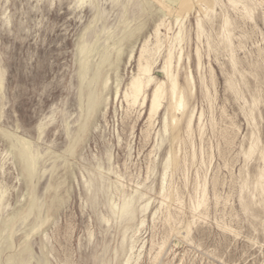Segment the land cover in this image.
Here are the masks:
<instances>
[{
	"label": "rangeland",
	"instance_id": "obj_1",
	"mask_svg": "<svg viewBox=\"0 0 264 264\" xmlns=\"http://www.w3.org/2000/svg\"><path fill=\"white\" fill-rule=\"evenodd\" d=\"M80 1L0 0V264H264V0H194L182 18L155 0ZM160 19L153 72L165 79L181 27L188 104L167 132L166 107L150 120L149 100L123 96ZM130 196L133 219L120 215Z\"/></svg>",
	"mask_w": 264,
	"mask_h": 264
},
{
	"label": "bare ground",
	"instance_id": "obj_2",
	"mask_svg": "<svg viewBox=\"0 0 264 264\" xmlns=\"http://www.w3.org/2000/svg\"><path fill=\"white\" fill-rule=\"evenodd\" d=\"M145 1H147V0H145ZM155 1L159 4L160 10L162 11V13L164 15L169 14L170 8L174 7V12H176L179 17L180 16H187L192 11L194 6H196V4L202 8V7H204L203 5H206V3H208V4L211 3L210 2L211 0H197L196 4H195L194 0H155ZM232 1L235 2V0H232ZM84 2H85V0H84ZM174 12H172V13H174ZM175 15L173 14V16H175ZM180 18H182V17H180ZM228 22L229 21L227 19L226 23H228ZM162 27L166 28L167 30H169L171 28L170 25L166 23L165 19H160V21L155 25V28L153 31L154 37H155V42H154L153 46H151L149 43V38H147L145 40V42L143 43L141 50H140V53H139V56H138L137 70H136V72H134L132 74L130 80L128 81V83L125 87V89L123 90V96H124L125 100L127 101L128 105H130V106L143 105V104H146L145 102L147 100H149V119L150 120L160 111V109L162 107L163 108L166 107V114L164 117V131L167 132L170 130L174 131L178 128L181 118H179L177 116L176 112L181 110L182 113L184 114L186 109H187L188 104H187L186 89L184 86H182L180 78H179V67H180L182 60L184 58V51H183L182 47H181L180 52L178 54V64H177L178 68H177V70L173 69L174 57H175L174 43H176L178 41L181 42L183 39V33H182L181 27L176 34H173V36L169 37L170 40L168 43H170V48L168 49V52L163 57L164 62H163V66H162V72L165 74V79H163V80L158 79L154 75L153 66L157 62V56L156 55H158L160 53L161 48L164 45L163 38H162L163 33L161 31ZM198 27L200 30H202V23H201L200 19L198 20ZM120 49H119V51H120ZM81 50L85 51L86 48L84 46H82ZM89 50H90V48H89ZM85 53H87V52H85ZM118 53H120V52H118ZM197 54H198V59H199L198 61H199V65H200L201 64V57H200L199 48L197 50ZM160 55H162V54L160 53ZM87 56H89V54ZM117 56L119 58V55H117ZM101 60L103 61V59H101ZM104 60L106 62L107 58H104ZM100 74H101L100 69L98 68L92 76V82H95V83L98 82ZM193 78L194 77L192 76V74H190V75L188 74V83L190 85L191 93L193 92V88H194L193 82L195 81ZM229 83L231 84V81H229ZM2 84H3V74L0 72V87L2 86ZM106 84H107V81H106L105 85ZM149 91H151V93H149ZM116 93H119V87L117 88ZM92 96H94L93 100H91ZM107 98H108V96H107ZM100 102H101L100 95L96 94V92H94V91H90L89 102H88L89 114H91L95 110V108L99 105ZM80 119H81V117H80ZM192 124H193V117L189 120V123H188L189 129H191ZM86 127H87V122H85L82 125L81 130L84 131L86 129ZM179 132H181V131H179ZM156 137H157V135H156ZM173 137H174V139L176 138L175 135ZM28 141H30V140H28ZM258 146H259V139H257L255 142H253L251 144L250 149H249L247 154H249V156H250L257 149ZM38 153H39V150H38ZM45 153L47 155V152H45ZM260 154H261V158L264 161V145L260 149ZM22 157L26 162V168H27L28 174L30 176H33L34 175V166H35L36 156L34 154H32L30 151H28L27 148H23ZM165 165H166V167H169L170 165H173L174 168L178 167L179 162H178V157H177L176 153L170 154V156L165 161ZM34 177H36V176H34ZM257 183L261 186H264V169H262L260 171V173L258 174ZM118 189H120V188H118ZM162 191L164 192V188L162 189ZM205 194H206V188L204 186L203 195L205 196ZM4 195L6 196V194H4ZM3 198H4V196H3ZM4 199H3V201H4ZM132 201H133L132 196L125 198L123 200L121 207H120V215L121 216L128 214L131 216V219H133L135 217ZM112 204H113V202H112ZM2 205L3 204H1V206ZM35 205H36V202H34V201H32L30 203V208H29L30 212L33 210ZM201 205H202V200H199L197 205H196V208L200 207ZM147 207H148V205H145V209ZM104 218H106V217H104ZM144 221L145 220L142 219L141 224H143ZM174 245H176V244H174ZM131 248H133V246Z\"/></svg>",
	"mask_w": 264,
	"mask_h": 264
}]
</instances>
